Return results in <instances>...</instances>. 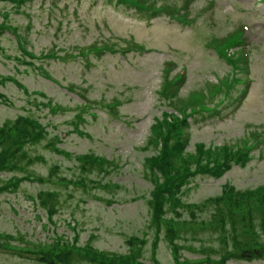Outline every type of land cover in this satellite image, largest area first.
I'll return each mask as SVG.
<instances>
[{"label": "rangeland", "instance_id": "rangeland-1", "mask_svg": "<svg viewBox=\"0 0 264 264\" xmlns=\"http://www.w3.org/2000/svg\"><path fill=\"white\" fill-rule=\"evenodd\" d=\"M0 23V264H264V0H0Z\"/></svg>", "mask_w": 264, "mask_h": 264}, {"label": "trees", "instance_id": "trees-1", "mask_svg": "<svg viewBox=\"0 0 264 264\" xmlns=\"http://www.w3.org/2000/svg\"><path fill=\"white\" fill-rule=\"evenodd\" d=\"M1 24V23H0ZM3 24V23H2ZM0 25V34H1V31L3 32V30H5L6 28H9V27H6V26H4V25ZM9 131L10 130H8L7 132H5V134H8L7 135V138H9V144L10 145H12L18 138H20L21 136H20V131H14V132H11L10 134H9ZM40 132H38L37 134H39ZM22 134H24V135H26V134H28V135H30L29 134V132L28 133H24V132H22ZM25 141H19V144H18V148H23V143H24ZM166 144H167V141H166ZM9 147H6V149H8ZM163 150H165V148L163 149ZM7 153L8 152H6V154L4 155V156H2L1 158H0V169H3V170H8V169H12V168H14V163H15V161H12L11 159H9L8 158V155H7ZM19 155L24 159V158H27V160H29V162H32L33 161V158L32 157H28L27 156V154H25L24 152L23 153H19ZM11 156H13V155H11ZM159 158H156L155 160H154V165H157L158 164V162H159ZM163 162V160H161V163ZM158 165H161V164H158ZM208 169V168H207ZM20 171H22L21 169H20ZM18 174L19 173H17L16 175L18 176ZM22 175H24L27 179H32V180H36L37 179V177L38 178H40V179H42V176H40V175H34V174H32V173H29V172H26V173H23ZM30 175H33L32 177L30 176ZM33 178H35V179H33ZM177 178H180V177H171V178H166L167 180H173V181H176L177 180ZM17 182H20V180L19 181H17ZM4 186H7V184H5V185H2V186H0V187H4ZM5 189H3V190H1V191H4ZM46 192V196H45V193L43 194V196L41 197V199H42V201H45V200H47V199H49V198H51V196L55 193V190H46L45 191ZM40 194V193H39ZM50 196V197H49ZM42 208H43V210H45V211H50V209L47 207V206H42ZM49 215H51V213L49 214ZM50 219H51V217H50ZM75 235H78V230H77V232H75ZM76 240H77V236H75V242H76ZM73 244H75V245H77L76 243H74V242H72ZM58 244H61L59 241H58ZM50 247L52 248V245H50ZM66 248L64 247V250H65ZM67 250H69V253H68V257H67V261L68 262H71L72 263V261H70V260H72L73 259V257L75 256V254H74V252H81V253H84V254H87L86 252H82V251H74V249H72V248H69V249H67ZM84 251V250H83ZM93 258H95V259H98L97 261L99 262H102L103 261V259L102 258H100V257H98L97 256V254L95 255V253H94V257ZM101 260H100V259ZM75 259H76V257H75Z\"/></svg>", "mask_w": 264, "mask_h": 264}, {"label": "water", "instance_id": "water-1", "mask_svg": "<svg viewBox=\"0 0 264 264\" xmlns=\"http://www.w3.org/2000/svg\"><path fill=\"white\" fill-rule=\"evenodd\" d=\"M200 264H205V263H200Z\"/></svg>", "mask_w": 264, "mask_h": 264}]
</instances>
